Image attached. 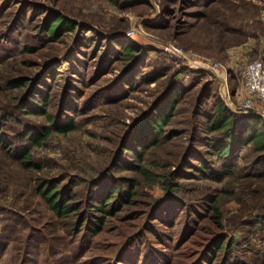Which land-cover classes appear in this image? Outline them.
<instances>
[{"label":"rangeland","instance_id":"374dc122","mask_svg":"<svg viewBox=\"0 0 264 264\" xmlns=\"http://www.w3.org/2000/svg\"><path fill=\"white\" fill-rule=\"evenodd\" d=\"M52 11L75 21V30L49 40L42 25ZM112 38L141 44V61L124 59ZM164 44L226 72L178 68ZM255 60L264 63V0H0V264H264V176L252 167L256 153L248 144L222 158L211 151L217 133L207 129L218 95L240 109L242 73ZM14 78H26V86L7 88ZM171 86L180 93L161 137L140 152L144 134L133 142L129 136ZM23 104L72 129L32 144L24 133L51 122L26 114ZM17 148L28 150L39 169L22 166ZM125 162L160 180L149 184L121 169ZM201 162L208 168L193 171ZM103 172L125 182L122 189L129 182L134 195L92 236L86 222L71 233L37 192L41 181L52 180L86 206L91 181ZM165 176L178 184L172 197ZM221 236L232 240L230 250L213 253Z\"/></svg>","mask_w":264,"mask_h":264},{"label":"trees","instance_id":"16d2710c","mask_svg":"<svg viewBox=\"0 0 264 264\" xmlns=\"http://www.w3.org/2000/svg\"><path fill=\"white\" fill-rule=\"evenodd\" d=\"M207 5L208 2L204 3L202 6ZM76 26L77 23L75 21L65 17L59 12L52 11L46 16L43 22L42 32L49 40H56L62 34L74 31ZM112 42L119 47V53L124 56V59L131 61V63L136 60V63H138V60L140 59L136 58L139 53L143 51L141 44L132 43L128 38H112ZM5 84L9 89H22L26 86V78L10 79ZM179 93L180 90H178V88L171 86L166 93L167 98L164 101L159 99L153 106V111L159 106L154 112V115L151 118H148L147 114L136 122V125L138 126L137 128L135 127L136 131L129 136V142H133L140 132L143 133L147 139V144L145 146H136V149H140V152L145 150L146 147L154 146L158 143V140L161 137L160 134L162 133V128L166 125L174 101ZM38 101L40 103L42 102V99L39 98L37 102L32 103L37 108L39 107ZM163 103L166 108H163ZM21 107L26 111V114L42 115L48 122H51V125L45 126L40 132L28 130L24 133V137H29L32 144L38 145L41 141L48 138L53 131L65 133L72 129L70 123L57 126V118L44 109L39 108L38 110H34L35 108H29V105L24 104ZM12 118V115L7 116V119ZM52 126H56V128L53 129L51 128ZM207 129L209 132L217 133V135L212 138L211 151L222 158L232 159L240 148L250 144L253 152L256 153L252 167L257 168V176H264V118L262 116L257 114L238 115L234 113L218 95L215 97L214 108L212 115L208 120ZM0 142L3 143V140H0ZM121 151L122 153L132 154L131 157L134 156L138 160L141 157L136 154V150L131 146H121ZM15 157L22 166L36 170L39 169L38 165L30 160L28 150L17 148ZM127 160L133 161L125 158V161ZM115 161H117L116 163L119 162L118 159H115ZM125 163L126 164L121 169L136 171L141 178L147 180L149 184H153L160 180L158 174L149 172L148 169L144 168V166L139 163ZM207 168L208 165L201 162V166H199L198 169L193 168V171H204ZM224 168L229 169V166L224 165ZM161 180L164 184L165 195L167 197H172L178 184L172 182L170 176H165ZM91 183L92 186L88 191L89 198L86 206L76 201L74 193L69 187L67 188L66 186V189H60L52 180L41 181L37 187V192L48 208H50L57 217L64 219L65 222L67 221V227H70L71 233L75 235L80 233L82 226L86 222L84 229L88 232L89 236H92L101 229L105 217L109 215L114 207L130 203L131 198L134 195V190H132V186H130L129 182H126V185H128L126 189H122V184H125V182H120L118 179L114 178L111 172H103L100 177L91 181ZM101 186H104L105 188L100 190L99 193H96V189ZM217 201L218 197H215L211 204L212 207H215V210H217ZM73 217L75 218L74 222L71 221ZM213 218H215V222L220 226V216L217 215ZM260 221L261 223H264V216H262ZM225 239V236H221V238L217 239L216 242L212 244L211 249L213 253L215 250H222L225 246L227 247V251L230 250L232 240L225 243ZM208 251L211 252L210 250Z\"/></svg>","mask_w":264,"mask_h":264},{"label":"built area","instance_id":"2783aa9c","mask_svg":"<svg viewBox=\"0 0 264 264\" xmlns=\"http://www.w3.org/2000/svg\"><path fill=\"white\" fill-rule=\"evenodd\" d=\"M161 50L170 61L178 68L211 69L213 71L226 72L216 64H207L200 60H191L184 50L174 44H164ZM244 100L240 109L232 111L238 115L257 114L264 118V63L262 60L250 62L242 73ZM228 96L229 90L226 89Z\"/></svg>","mask_w":264,"mask_h":264},{"label":"bare ground","instance_id":"6f19581e","mask_svg":"<svg viewBox=\"0 0 264 264\" xmlns=\"http://www.w3.org/2000/svg\"><path fill=\"white\" fill-rule=\"evenodd\" d=\"M219 74H221V73H219ZM222 76H224V72L221 74ZM224 78V77H223Z\"/></svg>","mask_w":264,"mask_h":264}]
</instances>
